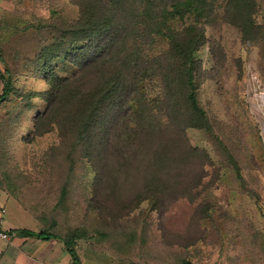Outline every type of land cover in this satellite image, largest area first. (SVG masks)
<instances>
[{"label":"rangeland","instance_id":"obj_1","mask_svg":"<svg viewBox=\"0 0 264 264\" xmlns=\"http://www.w3.org/2000/svg\"><path fill=\"white\" fill-rule=\"evenodd\" d=\"M207 1L213 22L196 58L198 99L212 125L188 129L189 144L207 152L200 195L194 201L172 198L163 212L150 211L148 200L141 202L125 218L128 225L112 229L113 235L76 242L82 264H264V0H242L243 7L231 5L233 0ZM79 17V0H0V73L17 87L11 99L0 103V205L9 211L6 218L22 219L27 228L43 230L55 218L56 227L49 231L61 236L79 227L105 232L97 216L89 215L93 166L78 158L70 177L67 161L57 170L64 159L57 132L25 142L32 121L14 119L31 90L42 94L50 88L47 78L34 74L36 58L40 53L53 56L59 52L55 44L72 40L75 34L67 28ZM173 22L182 27L180 20ZM166 45L159 41L148 50ZM54 64L60 76L79 70L66 57ZM3 86L0 75V95ZM158 92L157 87L150 91ZM36 102L45 106L38 98ZM67 180L64 200L61 190ZM9 198L33 208L35 218L14 214ZM49 204L54 214L45 223L37 215ZM204 209L211 216L205 217ZM64 259L74 260L66 253Z\"/></svg>","mask_w":264,"mask_h":264},{"label":"trees","instance_id":"obj_2","mask_svg":"<svg viewBox=\"0 0 264 264\" xmlns=\"http://www.w3.org/2000/svg\"><path fill=\"white\" fill-rule=\"evenodd\" d=\"M233 1L234 7H243L242 0ZM207 4V0H79L80 17L67 28L74 38L55 44L59 50L55 55L40 53L36 58L34 74L47 78L50 88L42 94L31 90L14 123L22 116L32 121V131L23 135L25 142L56 131L64 155L56 168L68 162L69 177L78 158L92 164L89 215L97 216L105 232L94 234L79 227L61 236L49 231L56 227L55 218L38 232L25 228L10 232L62 238L67 252L81 264L76 242L113 235L112 229L128 225L125 218L141 202L148 200L150 211L163 212L172 198L199 197L207 152L189 144L188 129L212 125L198 99L196 58L207 43L214 15ZM177 19L181 28L173 26ZM159 41L167 45L148 50ZM215 45L211 41V47ZM65 57L79 68L73 75L55 72L54 61ZM0 75L2 103L17 87L12 78ZM155 87L156 95L150 93ZM69 187L67 180L61 190L64 200ZM203 212L211 216L207 209ZM50 214L54 211L49 204L37 217L46 223Z\"/></svg>","mask_w":264,"mask_h":264},{"label":"crops","instance_id":"obj_3","mask_svg":"<svg viewBox=\"0 0 264 264\" xmlns=\"http://www.w3.org/2000/svg\"><path fill=\"white\" fill-rule=\"evenodd\" d=\"M2 199L4 200L5 198ZM9 200L12 201L13 208L16 210L14 211V214H18L24 218V215L30 213L35 218V211H33V208L23 206L20 201L14 198H9ZM8 212L4 205H0L1 228L7 230L14 228H25L36 232L41 231L40 226L38 229L23 227L21 223L22 219L6 218L5 215ZM11 233L12 236L9 240L0 242L1 264H64V262L68 264H77L75 260L67 262V260L64 259L65 253L70 255L71 259L72 256L69 252H67L66 246V250L63 251L62 243H64V240L62 238H43L37 235L20 233L18 231H11Z\"/></svg>","mask_w":264,"mask_h":264},{"label":"built area","instance_id":"obj_4","mask_svg":"<svg viewBox=\"0 0 264 264\" xmlns=\"http://www.w3.org/2000/svg\"><path fill=\"white\" fill-rule=\"evenodd\" d=\"M11 236L12 233L9 230L0 227V242L9 240Z\"/></svg>","mask_w":264,"mask_h":264},{"label":"bare ground","instance_id":"obj_5","mask_svg":"<svg viewBox=\"0 0 264 264\" xmlns=\"http://www.w3.org/2000/svg\"><path fill=\"white\" fill-rule=\"evenodd\" d=\"M262 98H263V100H264V93L262 94Z\"/></svg>","mask_w":264,"mask_h":264}]
</instances>
